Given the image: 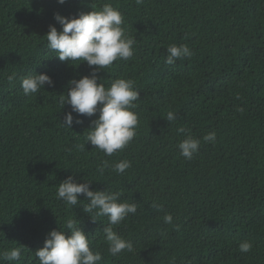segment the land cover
<instances>
[{"label":"trees","instance_id":"16d2710c","mask_svg":"<svg viewBox=\"0 0 264 264\" xmlns=\"http://www.w3.org/2000/svg\"><path fill=\"white\" fill-rule=\"evenodd\" d=\"M104 3L123 14L136 44L132 59L97 73L100 83L131 79L140 98L136 136L110 157L86 142L98 113L71 129L61 124L67 82L92 69L61 62L45 36L49 25L62 30L55 13L74 18ZM173 44L188 45L191 57L168 65ZM35 73L54 86L25 96L21 78ZM169 111L176 120H166ZM211 132L215 141H205ZM188 135L200 140L190 160L178 148ZM121 160L130 168L111 171ZM69 176L137 204L113 227L134 252L108 253V219L93 222L83 195L73 208L57 198ZM69 218L80 221L93 251L106 248L99 264H264V0H0V252L24 246L20 264H39L35 251L51 230L67 237ZM244 241L253 245L248 253L239 251Z\"/></svg>","mask_w":264,"mask_h":264},{"label":"clouds","instance_id":"9594fccd","mask_svg":"<svg viewBox=\"0 0 264 264\" xmlns=\"http://www.w3.org/2000/svg\"><path fill=\"white\" fill-rule=\"evenodd\" d=\"M66 0H57L58 4H64ZM143 0H137L142 3ZM54 20L61 26V31L49 25L46 40L47 47L56 53L54 55L61 62H68L72 67H78L86 62L91 73L79 79H71L67 82V93L61 95L60 104L70 106V111L64 114L61 123L71 129L73 124H81V116L92 117L98 113V117L91 121L90 131L86 136L94 148L103 151L106 156L126 148L136 136L139 124L138 115L133 111L139 101V91L135 88V81L118 78L105 87L100 83L98 72L111 67L115 61H128L134 56L136 40L126 34L123 14L110 3H104L99 11L80 13L77 17L66 18L59 13L54 14ZM166 63L172 65L177 59L191 57L192 52L188 45L179 46L173 44L167 48ZM72 62H76L73 65ZM94 66V67H93ZM16 79V75L8 76L9 82ZM53 87L54 81L44 73L21 78V87L25 96L37 95L41 90ZM243 111V109H239ZM75 114V116H74ZM177 119V113L167 112L166 120L172 122ZM184 133L185 129H177ZM215 132L204 136L207 142H214ZM200 140L186 136L179 144L180 154L185 159H192L198 151ZM85 150V144L78 146ZM131 164L127 160H121L111 165V171L123 174ZM108 161H102L97 166V171L103 175L109 169ZM91 181L76 182L72 176L63 180L57 188V198L70 207L80 204L78 196L83 195L88 202L82 210L93 222L95 217H107L108 225L103 227L108 253L112 257L127 251L134 252L132 242L126 241L113 230L129 214L137 212L136 203L119 202L121 193L90 190ZM152 208L162 211L163 206L153 203ZM165 224H171L173 217L169 213L163 216ZM80 221L69 218L65 221V229L70 233L67 237L65 231L51 230L43 246L35 251V257L39 264H99L102 255L99 251L90 248V240L79 227ZM252 243L248 241L239 244V251L248 253L252 250ZM26 247L17 246L11 250L0 252V260L16 262L20 264L22 252Z\"/></svg>","mask_w":264,"mask_h":264},{"label":"rangeland","instance_id":"374dc122","mask_svg":"<svg viewBox=\"0 0 264 264\" xmlns=\"http://www.w3.org/2000/svg\"><path fill=\"white\" fill-rule=\"evenodd\" d=\"M106 250V248H103V249H101V250H98L100 253H101V255L104 253V251Z\"/></svg>","mask_w":264,"mask_h":264}]
</instances>
